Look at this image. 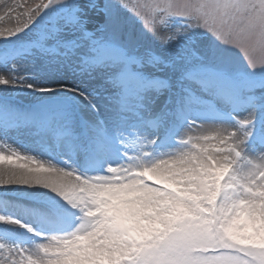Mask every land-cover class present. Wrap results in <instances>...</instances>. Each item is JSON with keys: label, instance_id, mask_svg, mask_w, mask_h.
<instances>
[{"label": "snow or ice", "instance_id": "snow-or-ice-1", "mask_svg": "<svg viewBox=\"0 0 264 264\" xmlns=\"http://www.w3.org/2000/svg\"><path fill=\"white\" fill-rule=\"evenodd\" d=\"M53 3L63 0L5 4L15 12L11 17L15 24L0 28V37L23 31ZM117 3L164 43L176 35L162 30L167 17L178 16L189 27H202L221 43L239 49L249 67H264V0ZM98 7L97 0H87L84 6ZM82 10L79 5L65 8L63 20L90 42L91 56L82 57L84 67L108 62L116 69L108 78L115 87L126 88L138 80L132 65L140 61L93 39L77 15ZM61 31V25L53 24L39 47ZM66 47L75 51L79 44L72 41ZM8 83L17 81L7 72L0 74V84ZM72 91L92 105L84 92ZM251 125V114L238 119L235 130L189 121L188 132L201 135L182 139L178 151L147 162L143 159L147 154L128 155L126 163L108 165L97 175L41 163L14 149L10 155L0 153V164L11 165L0 167V185H42L80 213L74 230L48 236L34 249L0 243V264H264V151L251 159L244 155V145L253 135ZM259 144L264 149V136ZM0 221L33 231L19 219L0 215Z\"/></svg>", "mask_w": 264, "mask_h": 264}, {"label": "rangeland", "instance_id": "rangeland-1", "mask_svg": "<svg viewBox=\"0 0 264 264\" xmlns=\"http://www.w3.org/2000/svg\"><path fill=\"white\" fill-rule=\"evenodd\" d=\"M18 2L28 3L30 0H0V28L15 24V21L11 19L15 12L9 11L5 4L14 7V4ZM31 2L36 3L39 0H31ZM97 3L99 7L92 10L84 8L87 0H63V3L51 4L23 31L0 37V56L9 60L26 61L32 55L42 51L43 55H48L54 62L64 63L71 71L74 70L75 74L79 71L94 70L95 66L99 67V64L84 67L82 57L91 56L90 42L83 38L78 30L64 24L63 17L66 15L64 9L71 10L72 6L79 5L83 10L77 15L84 22L85 30L93 34V39L110 45L124 57L129 55L130 58L140 61L132 65L139 78L129 82L130 86L135 91L141 92L151 87L162 90L156 99L157 110L153 115L143 116L139 122L141 126H146L153 132L150 140L153 146H161L165 142L176 140L177 130L182 125L189 126V121H195L189 113L183 111L181 101L177 100L180 93L190 101L195 115L203 114L209 118H229L232 115L231 108L240 107L245 100H249L251 107L261 111L251 115L253 135L247 143L260 141V138L264 136V133L260 132L264 122V88L260 87L264 84V67H249L239 49L221 43L202 27H189L182 17H167V25L162 30L176 35L174 39L164 43L145 28L138 16L119 5L117 0H97ZM53 24L61 25L63 31L58 33L55 39L49 38L44 41L43 48L39 47L42 38L51 30ZM72 41L79 44L75 51L66 47ZM152 57L159 59L153 60ZM78 61L80 64H74ZM181 61L184 62L174 71L173 62ZM58 73H62L61 69ZM189 73H191L190 76ZM108 78L109 75L104 76L106 82ZM187 80L192 85H189ZM201 82L207 84V88ZM249 85H255V87L249 89ZM195 86L202 87L203 91H197ZM134 90L131 89V91ZM219 90L231 97V99L225 98V104L229 105V108H224L218 103ZM60 92L29 98L17 93L0 91V111L10 109L17 113L18 118L26 122L31 121L33 132H48L51 136L53 134L60 136L69 132V130L63 132L61 122L57 125H47L48 121L60 112L61 115L71 118L73 129L75 128L72 132L77 136H83L86 139L85 144L95 146V152L88 150L86 146L83 151L73 156V159L79 160L81 169L105 168L108 166L106 154L108 144L97 136L87 138L88 131L83 119L80 115H73L77 103L72 92ZM255 96L260 98L255 99ZM129 97L139 102L144 99L141 96L129 95ZM47 103L51 106H42ZM13 121L12 124L17 126L16 120ZM185 138L188 137L185 136ZM114 150V155L127 158L128 152L121 148L120 144H117ZM54 152L56 153L55 149ZM85 157L88 158L87 161ZM239 165H244V161H240ZM46 199V194L24 190L22 185H0V215L18 219L21 216L19 212L27 214L24 217L29 219L28 225L34 224L35 230L47 234L72 231L74 221L71 215L64 213L53 215V211L49 214L47 211L42 213L43 209L37 208V204L42 207L45 204L44 201L39 202V200ZM75 212L78 213L79 210L74 209L72 213ZM45 214L48 217L43 221L42 217ZM23 235L26 240H34L33 236ZM19 240L20 236L16 232L0 225V243L3 244L6 241L18 243Z\"/></svg>", "mask_w": 264, "mask_h": 264}, {"label": "bare ground", "instance_id": "bare-ground-1", "mask_svg": "<svg viewBox=\"0 0 264 264\" xmlns=\"http://www.w3.org/2000/svg\"><path fill=\"white\" fill-rule=\"evenodd\" d=\"M183 62L184 61L179 63L173 62L172 69L175 71ZM74 64L80 63L78 61L74 62ZM98 66L99 67L95 66L94 70L79 71L75 74L74 70L71 71L64 63L60 61L54 62L48 55H43L42 51L37 52L36 55H32L26 61L19 59L9 60L6 57L3 58L0 56V74L7 72L11 75L13 80L17 81V83L0 84V91L11 92V94L17 93L29 98L60 91L72 92L71 94L77 103L76 110H73V115H80L81 119H83L85 128L88 131L87 138L97 136L105 140L108 144L106 151L108 165L127 162V158H119L114 155V149L117 148V144H120L121 148L127 150L128 155L147 154L143 155V159L147 162L162 155L178 151L182 147L180 141L182 139H188L185 138V136L201 135V133L195 131L188 132L189 126L182 125L176 132V140L165 142V144L163 143L161 146H153L150 141L153 132L149 128H146V126H141L139 122H141L143 116L148 114L153 115L154 111L157 110L156 99L161 94L162 90L157 88L155 90V87H151L149 89H144L142 92L135 91L132 86H130V83L127 84L126 88L115 87L109 82V79L106 82L104 76H111L116 69L110 66L108 62H104ZM142 67H144V65ZM59 69H61L62 73H58ZM20 77L24 78L23 83L19 82ZM186 82L189 85L191 84L188 80ZM26 83H32L34 87H25L24 84ZM60 85H63V87H59ZM40 88H48L51 90L40 91L38 90ZM74 88H78L90 97L92 105H95V107L93 108L88 101L73 92L72 89ZM195 88L197 91H203L202 87L195 86ZM131 89L134 91H131ZM219 93L220 95L218 94L217 98L218 103L224 108H229V105L225 104V94L227 93L220 90ZM129 95L135 97L141 96L144 99L139 102L129 97ZM51 97H53V95ZM254 98L259 99L260 97L255 96ZM177 100L181 101L180 103L181 106H183V111L189 113L197 124L227 127L232 130H235L238 119L250 114L254 115L258 113V111H261L251 107L249 100H245V103L241 104L240 107L231 108V117L209 118L203 114L202 116L195 115L190 101L181 93ZM192 101L194 102V100ZM42 106L49 107L51 104L47 103ZM13 120H16L17 126L12 124L14 122ZM70 120L71 118H67L65 115L63 116L58 112L55 118L48 121L47 125H57L61 122L63 132L65 133L68 130L69 132L60 136L54 134L51 136L48 132H33L31 130V121L26 122L18 118L17 113L10 109L2 110L0 111V153L10 155L11 150L14 149L23 154L35 157L38 162H48L58 167L75 169L78 173L84 175L104 174L107 166L102 169L99 167L96 169H81L79 160L73 159V156H75L77 152L83 151L86 146L88 150L94 152L96 150L94 145L89 143L85 144L86 139H84L83 136H77L72 132L75 128L73 129L74 125ZM260 132L264 133V122L260 127ZM261 151H264V149L260 147L258 140L251 144L246 143L243 149L244 155L250 158L256 156ZM85 159L86 161L88 160L87 157H85ZM21 162L22 161H16V163ZM5 165L11 166L8 161H4L3 164H0V167ZM243 166L244 165H239L241 168ZM22 188L33 193L47 195L46 200H39V202H45V204H43L45 207H42L40 204L36 205L38 209H43L42 213L47 211V214H49L53 211V215L56 213L69 214L72 216V221H74V224L72 223V229L74 230L75 227L78 226L80 213H72L74 209H71L72 207L57 193L52 192L42 185H22ZM19 214L21 216H19L18 219L21 220L22 224L28 225L29 219L24 217L27 216V214L24 215L21 212H19ZM47 214L42 217L43 221L48 217L46 216ZM28 215L30 214L28 213ZM43 223L45 224V222ZM0 225L16 232L18 236H20L18 243L6 241L3 244L26 247L29 249H34L37 244L43 242L48 236L66 233L65 231L58 234L54 232L50 234L39 232L35 230L36 225L33 227L34 224L31 226L28 225L33 229L31 232H29L27 228L22 227L21 224H11L0 221ZM23 234H26L27 237L33 236L34 240L24 239Z\"/></svg>", "mask_w": 264, "mask_h": 264}]
</instances>
